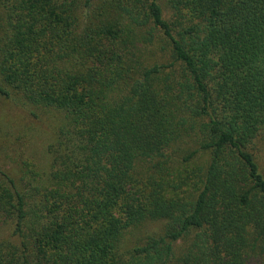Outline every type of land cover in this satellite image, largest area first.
I'll return each mask as SVG.
<instances>
[{"label": "trees", "instance_id": "16d2710c", "mask_svg": "<svg viewBox=\"0 0 264 264\" xmlns=\"http://www.w3.org/2000/svg\"><path fill=\"white\" fill-rule=\"evenodd\" d=\"M14 94L63 120L0 161V264H264V0H0Z\"/></svg>", "mask_w": 264, "mask_h": 264}, {"label": "rangeland", "instance_id": "374dc122", "mask_svg": "<svg viewBox=\"0 0 264 264\" xmlns=\"http://www.w3.org/2000/svg\"><path fill=\"white\" fill-rule=\"evenodd\" d=\"M165 16L166 18L172 17L167 10ZM162 45L163 43L158 40L153 43V46L143 45L146 47L144 50L141 49L142 57L144 59L152 58V60L162 59L161 61L165 62L171 61L169 48L164 49ZM62 120L63 114L56 109L33 108L19 100L15 94L13 98L0 96V161L2 167L17 183L21 182L25 170L30 167H34L40 172L48 169L50 157L47 149L54 141L55 133ZM253 149L264 173L263 137L255 140ZM200 162L195 160L190 168L200 165ZM0 218L2 219L0 221V240L18 242L17 237L12 235V224L5 225L3 220L6 219L1 216ZM155 225L160 226V223Z\"/></svg>", "mask_w": 264, "mask_h": 264}]
</instances>
